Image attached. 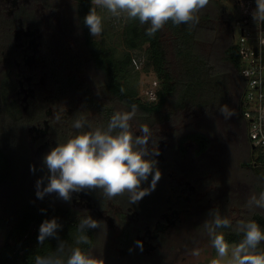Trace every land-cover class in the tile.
Here are the masks:
<instances>
[{
  "label": "trees",
  "instance_id": "1",
  "mask_svg": "<svg viewBox=\"0 0 264 264\" xmlns=\"http://www.w3.org/2000/svg\"><path fill=\"white\" fill-rule=\"evenodd\" d=\"M41 1L48 19L52 18L51 13L57 8L53 5L58 2L0 0V188L10 182L13 170L27 159H36V173L46 176L42 158L53 147L83 132L106 129L115 112L131 111L133 105L137 109L136 119L153 133L149 137L150 151H153V138L159 139L156 144L167 138L157 133L155 123L175 118L176 113L186 109L218 114L221 107L228 108L233 102V86L236 87L238 120L243 127L239 102L245 78L232 33L236 14L227 10L226 0H209V4L196 13L198 23L174 25L169 21L154 36L146 34L149 24L141 25L138 19L125 17L121 41L126 50L122 54L104 39L90 35L83 24L84 16L93 6L91 0H73V18L67 15L64 24L76 29L84 47L81 55H72L54 22L51 19L50 23L46 22L38 9ZM206 35H211V42L217 46L211 51L202 46ZM136 50L144 51L145 65L156 78L152 98L142 96L138 86L131 83L138 76L135 62L139 57L133 54ZM87 67L101 78L89 80L84 72ZM58 109L62 117L55 113ZM76 119L85 121L82 129L73 127ZM131 130L135 133L133 127ZM244 135L245 125L240 137ZM243 140L249 146V154L241 171L254 174L253 195L259 197L264 192V157L257 155L249 142ZM226 141L221 149H215L208 134L192 130L161 154L146 157L153 160L161 178L155 189L137 204L129 202L128 193L109 200L100 190L73 193L70 202L56 194L23 202L13 215L9 210V220L0 219V224L5 225L0 264H34L36 254L54 252L59 243L56 238L38 244V230L45 219L56 218L62 226L57 234L59 240L66 241L65 253L75 246L88 253L98 233L96 229L89 230L90 243L76 245L78 219L107 210L110 204L117 206L118 211H112L122 218L120 247L140 257L143 250L137 242L147 243L137 240L133 228L136 226L139 234L148 232L146 237L153 238L157 244L167 227L180 224L179 213L206 220L209 210L215 209L230 220L231 227L218 231L234 245L243 238V234L237 232L240 222L255 221L264 230V209L248 206L251 195L247 198L246 188L240 185L242 181L226 170L234 150ZM191 147L195 153L188 157ZM183 159L186 165L179 162ZM179 177H182L180 182ZM151 180L149 176L141 187L150 188ZM199 189L205 190L202 201L198 199ZM229 209L231 214L237 213L236 220L229 217ZM126 213L135 215V226L134 222L129 223ZM256 252L264 253V241ZM200 264H211V261Z\"/></svg>",
  "mask_w": 264,
  "mask_h": 264
},
{
  "label": "clouds",
  "instance_id": "2",
  "mask_svg": "<svg viewBox=\"0 0 264 264\" xmlns=\"http://www.w3.org/2000/svg\"><path fill=\"white\" fill-rule=\"evenodd\" d=\"M92 7L83 18V24L89 29L90 35L102 33V18L97 15L96 7L106 8L113 16L126 14L129 19H138L141 25L149 24L146 29L148 36H154L165 24L171 21L174 25L199 22L196 13L209 4V0H91ZM256 7L251 16L254 23H264V0H255ZM264 44V40L260 41ZM136 106L131 111L115 112L106 129L97 128L83 132L69 139L66 143L53 147L42 158L47 175L36 182V197L44 199L46 195L56 194L58 198L70 202L73 193L85 190H100L109 200L128 193L129 202L139 203L142 198L154 190L161 178V172L154 166L152 159L146 157L159 155V152L148 148L151 131L147 125L139 127L140 135L132 132L131 121L136 114ZM220 112L227 118L231 115L227 106ZM85 121L76 119L73 127L82 129ZM35 172V166H31ZM152 177L150 188H142L143 182ZM45 181H47L45 185ZM248 206L264 209V192L251 196ZM43 211V210H42ZM210 221L204 222L212 246L217 257L211 264H264V253H257V246L264 241V230L255 222H240L237 232L243 234L242 240L231 246L224 234L218 229L231 227L227 217L218 211L211 210ZM62 226L56 218L45 219L38 230V244L42 245L49 238H56L59 243L47 255L36 254L34 264H98V260L81 247H71L67 253L66 241L59 240L57 229ZM100 228L97 220L91 216L78 219V236L76 245L89 244L88 231ZM142 245V241L137 242ZM199 249H193L192 255L198 256Z\"/></svg>",
  "mask_w": 264,
  "mask_h": 264
},
{
  "label": "rangeland",
  "instance_id": "3",
  "mask_svg": "<svg viewBox=\"0 0 264 264\" xmlns=\"http://www.w3.org/2000/svg\"><path fill=\"white\" fill-rule=\"evenodd\" d=\"M53 2H58L53 5L57 7L51 13L52 18L50 19L54 22L58 32L64 38L67 48L74 53L72 55H81V51H84V47L81 45V41L77 36L76 29L72 26L65 25V20L67 15L69 18H73L71 12V5L73 0H52ZM225 5L229 12H234L236 15L239 14V2L238 0H226ZM38 9L41 11L47 23H50V19L46 14V9L44 8L43 2H39ZM97 15L102 18V33L96 38L104 39L108 44L117 47L120 54L124 53L126 46L124 47L122 43V30L125 22L126 14H122L119 17L113 16L106 8L96 7ZM50 14V13H49ZM71 16V17H70ZM238 34V30H236ZM211 35H206L203 37L202 46L206 50L211 51L212 48L217 46L213 45L211 42ZM215 46V47H214ZM76 52V53H75ZM79 52V53H78ZM134 55H138L139 59L135 65L138 72L137 78H134L131 83H135L142 96L149 98L151 96V91H154L157 86V81L152 70L147 69L145 65V56L143 50L133 51ZM85 76L89 80H98L100 75L96 71H91L90 67H87ZM233 102L228 106L227 110L231 115L225 117L221 112L218 114L206 113L202 110L190 111L186 109L185 111H180L176 113L175 118L169 119L168 121L155 123V128H158L157 133L163 138L167 135L165 142L156 144L159 139L153 138V145H151L152 150L159 152L161 154L167 148L173 146L174 143L178 142L184 134L192 130H199L208 134L214 142V146L217 148L222 147L225 144L232 147L233 155L232 161L226 166L227 172H231L233 175H237L242 181L240 185L246 188L245 196L248 198L253 195V185L256 177L250 171H241L242 163L247 159L249 154V146L240 137L244 128L242 122L238 120V106H236V87L233 86ZM60 110H56L55 113L63 116ZM132 127L134 129V135H140L139 127L143 125L140 121L134 117L131 121ZM153 133H151L152 136ZM171 136V137H170ZM236 136H238L236 141ZM235 142V143H234ZM156 144V145H154ZM188 143L186 142V145ZM150 144L148 143V146ZM170 145V146H169ZM190 147V144H189ZM192 148V149H191ZM188 157L192 156L195 151L191 147ZM176 154V152H174ZM212 155V154H211ZM183 164L186 165V160ZM227 162V160H226ZM23 165L17 169L13 170V177L10 182L0 188V219L7 218L10 219V215L14 214L16 207L29 199H34L36 197V182L41 177L35 172L31 171V166L36 167L37 160L33 161L24 160L21 162ZM210 164V162H209ZM241 172V173H240ZM175 173V172H174ZM202 177V176H201ZM182 177H179V182ZM200 195L198 199L202 201V194H205V190H200ZM203 191V192H202ZM234 191V190H233ZM156 195V194H155ZM153 193V196H155ZM235 197V195H234ZM214 203V201H210ZM81 203H83L81 201ZM9 208V209H8ZM203 209V207H202ZM9 210L11 214L9 213ZM116 210L117 206L110 204V208L103 211H96V214L89 215L100 224V228H97L98 239L93 247L89 250V254L94 256L98 260V264H200L202 262L211 261L217 257L216 249L212 246L210 237L208 235L207 229L204 227V218H198L197 216L188 217L184 213H179L180 224L174 225L172 227H167L163 233L162 239L159 243L154 244L153 238H147L146 234H139L136 230V218L135 215L127 214V220L129 223L134 222L133 231L137 234V240H145L147 244L139 245L141 247L142 256H137L132 253L127 252L124 248L119 245L118 237L123 233L122 218ZM211 210H209L210 212ZM229 217L232 220L237 219V213L231 214L232 210L229 209ZM228 214V213H226ZM139 217V216H136ZM5 225L0 224V247L4 240ZM136 230V231H135ZM152 230V229H151ZM153 233V231H149ZM153 239V240H151ZM139 242V241H138ZM148 245L153 247L149 248ZM230 249L234 244L229 243ZM146 249V250H144ZM193 249H199L200 254L198 256L192 255ZM229 257L224 258V264H227Z\"/></svg>",
  "mask_w": 264,
  "mask_h": 264
},
{
  "label": "built area",
  "instance_id": "4",
  "mask_svg": "<svg viewBox=\"0 0 264 264\" xmlns=\"http://www.w3.org/2000/svg\"><path fill=\"white\" fill-rule=\"evenodd\" d=\"M238 2L239 14L233 22L232 33L241 56V73L245 78L239 105L249 145L257 155L264 157V44L260 43L264 40V23L252 20L255 0ZM150 97H154V91H151Z\"/></svg>",
  "mask_w": 264,
  "mask_h": 264
},
{
  "label": "flooded vegetation",
  "instance_id": "5",
  "mask_svg": "<svg viewBox=\"0 0 264 264\" xmlns=\"http://www.w3.org/2000/svg\"><path fill=\"white\" fill-rule=\"evenodd\" d=\"M243 139H245L246 141H248V138L246 135H244ZM249 142V141H248Z\"/></svg>",
  "mask_w": 264,
  "mask_h": 264
}]
</instances>
